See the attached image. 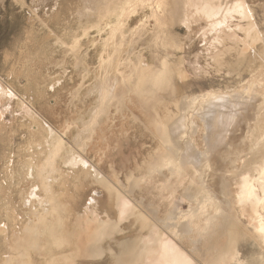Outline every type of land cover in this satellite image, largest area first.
<instances>
[{
	"label": "rangeland",
	"instance_id": "obj_1",
	"mask_svg": "<svg viewBox=\"0 0 264 264\" xmlns=\"http://www.w3.org/2000/svg\"><path fill=\"white\" fill-rule=\"evenodd\" d=\"M181 2L0 0V264H144L167 238L193 264H264L238 205L264 156V0L219 65ZM211 94L235 115L210 112Z\"/></svg>",
	"mask_w": 264,
	"mask_h": 264
},
{
	"label": "bare ground",
	"instance_id": "obj_2",
	"mask_svg": "<svg viewBox=\"0 0 264 264\" xmlns=\"http://www.w3.org/2000/svg\"><path fill=\"white\" fill-rule=\"evenodd\" d=\"M181 3H182L181 5H183V7H182L183 8L182 23L184 25H186L188 30H191L193 28L194 24L197 23L200 20H205L207 22V24L202 28L201 36L206 41V43L209 45V47H211V48H209V50H211L212 53L209 54V55H211V58L218 65L225 58V57H222V56H224V53H223V50L221 49V46L225 47L229 40H237L238 41L240 39V34H239L238 30H243V31L246 32L247 35L251 36V35H253L252 34L253 31L256 30V28H257V23L255 21V17H254L253 11H252L250 5L248 4L247 0H182ZM176 13H177V11H176ZM175 14H173V15L175 16ZM235 20H237V22L234 24ZM176 21H177V19H176ZM244 21L247 22V25L249 26V28L246 29V26L243 23ZM170 23H172V22H170ZM172 34H174V33H172ZM256 37H259V35L257 34ZM175 38H177V37L175 36ZM162 39H163V37H162ZM256 39L259 40V38H256ZM177 44H176V46H177ZM161 45H163V43H161ZM162 48H164V47H162ZM178 48H179V46H178ZM174 50H176V49H174ZM167 52H169V51H167ZM164 58H165V56H164ZM170 61H171V59H170ZM175 62H178V61H175ZM142 65L143 64L141 63V64H139L138 67L141 68V69H145V68H143ZM199 65H200V63H199ZM147 70L149 71V73H151V75L155 76V80H153V81H157V79L159 77L160 78L163 77L162 73L159 70L153 69V67L150 68L149 65H148ZM147 70L145 69V71H147ZM180 73H181V76L183 77L184 76V71H180ZM141 74L142 73L137 74L138 75V80H139L140 76H141V78H143V75H141ZM171 79H170V81H171ZM145 90L148 91L149 89H145ZM210 96H212V97H210L209 100H207V101H209L208 104H210V106L213 108V109L211 108V110L209 109L210 112L216 111V109L219 112H221L222 108H224V110L227 113H224V112L221 113L219 118L224 116L223 114H225V117H226V114H227L228 119L231 116L235 115L234 109L231 106L232 103H234L233 100L227 99L226 96H224V95H218V96L215 95V96H213L211 94ZM186 106H192V103L189 104V105H186ZM186 109H187V107H186ZM216 115H218L217 112H216ZM210 122H212V121H210ZM224 123L226 124V122H224ZM209 126L211 127V125H209ZM160 132L162 133V132H164V130L161 128ZM260 140H261V138H260ZM257 143L259 144V142H257ZM188 144H191V143H188ZM193 148H196V147H193ZM185 156H186V154H185ZM189 156H190V154H189ZM189 156L187 157V159L189 158ZM240 158H241V156H240ZM259 158L260 157H257V159L253 160L254 162H256V165H254L253 167L258 173V177L256 178V180L260 184V187L259 188L257 187L258 185H256V181L253 180V177L250 174V172H247V171L245 172L244 171L245 173L243 174V178H242V181H241L242 183H241L240 192H239V197H238V205L242 208L241 209V214H243V215L246 214V213L249 214V216L251 218L250 219V224L253 227V231L258 236L262 246H264V156H262L263 160H260L261 158L260 159ZM187 159H184L185 160L184 161L185 164H186V161L189 162V160H187ZM243 161H244V158H243ZM253 161H251V162H253ZM241 165H242V163H241ZM239 167H240V165H238V168ZM230 182H231V180H230ZM237 184H238V182H237ZM260 191H262V193ZM224 194H227V193H224ZM129 199L127 197H125L124 195H122L121 198H120L119 210H120V218H122V219L125 216H127V214L129 213V209H130V207L132 205V203H131V201ZM93 200H95V199L93 198ZM236 200H235V202H236ZM229 203L230 202L228 201V205H230ZM233 208L234 207H232L230 209L232 210ZM227 209H228V207H227ZM228 213L229 212L227 211V214ZM213 216L214 215H210V216L207 215V218L213 217ZM223 217L224 218L220 221V226L223 225L224 222L227 223L228 218H232L231 222H235L236 220H238L240 218L238 215H231V214L223 216ZM215 219H217V217ZM228 223H230V222H228ZM210 224H211V226L215 225V224L212 225V222H210ZM217 225H219V224H217ZM217 225H215V226H217ZM237 225H239V224H237ZM211 226H209V227H211ZM234 227H237V226H234ZM221 228L223 229L224 226H222ZM226 232H228V231L225 230V233ZM237 238H238V235H236L233 232V230H232L231 239L228 240L229 241L228 242V244H229L228 246H231V249L225 250L224 253L220 252L221 254L219 256V259H223L224 258L223 260L229 261V262H231V261H240L239 260V251L236 249L237 247H235V246H237ZM226 244H225V246H226ZM181 246H179L172 239H169V238L163 239V240H161L159 246H155V247L151 246L150 248H148V250L146 251V254H145V263L144 264H193L194 260H193V258L191 256L192 254L190 255L188 253V251H186ZM214 260H216V259H214ZM221 262L223 263V261H221Z\"/></svg>",
	"mask_w": 264,
	"mask_h": 264
}]
</instances>
